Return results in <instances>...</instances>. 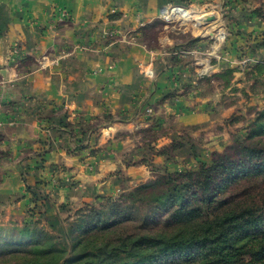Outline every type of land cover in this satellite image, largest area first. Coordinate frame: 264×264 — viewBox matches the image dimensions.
<instances>
[{"label":"crops","instance_id":"0c3cea01","mask_svg":"<svg viewBox=\"0 0 264 264\" xmlns=\"http://www.w3.org/2000/svg\"><path fill=\"white\" fill-rule=\"evenodd\" d=\"M169 3L246 15L243 0H0V219L21 221L33 210L59 232L64 212L152 180L151 163L175 165L162 151L173 134L148 145L138 136L167 120L179 128L209 118L206 96L173 84L196 75L209 44L173 45L193 48L184 60L169 53L173 28L159 18ZM58 9L70 18L58 22ZM62 52L58 64L40 68L43 56Z\"/></svg>","mask_w":264,"mask_h":264},{"label":"trees","instance_id":"16d2710c","mask_svg":"<svg viewBox=\"0 0 264 264\" xmlns=\"http://www.w3.org/2000/svg\"><path fill=\"white\" fill-rule=\"evenodd\" d=\"M250 70L263 77L264 61ZM120 190L58 218L59 232L39 212L0 225V264H264V107L194 168Z\"/></svg>","mask_w":264,"mask_h":264},{"label":"rangeland","instance_id":"374dc122","mask_svg":"<svg viewBox=\"0 0 264 264\" xmlns=\"http://www.w3.org/2000/svg\"><path fill=\"white\" fill-rule=\"evenodd\" d=\"M243 3L244 13H246V15H242L243 17L234 16L233 12L228 7V12L227 10H223L222 14L221 12H219L218 15L214 14V20L200 26L198 24L194 26L193 19L198 17V12L195 8L194 11L196 12L193 14L192 19L190 18L191 20L183 23L182 21L161 20L169 28H173V31L169 30L167 32L173 39L171 50H175L176 48V46L174 47L173 45L183 43V41H187V39L191 37H200L208 40L206 45L209 44V47L207 52H205L208 54L212 50L210 49L212 41L210 36H212L213 33L212 29L219 25V21L222 24H220V29H225L226 35L221 46L215 48V54L207 55L211 67H209L205 74L198 75L195 70L196 75L192 77L191 80L185 78V76H181L182 80H178V78L173 80L175 87L174 92L191 93L192 95H201L208 98L207 103L211 107L210 111H208L209 118L205 122H202V124L180 126L179 128L175 125L173 126L170 121L167 120L163 127L152 132H142L138 136L141 143L148 145L151 144L153 140L162 136L172 139L173 134L174 140L162 151L165 152L167 156L173 158L169 162L175 163V165L169 167L158 165L161 163H154L155 165L151 163L154 172L152 179L166 172H180L184 169H192L196 166L198 159H207L211 152L223 150L225 145L231 144L234 139H240L242 137L248 124L251 123L255 116V113L264 107V76L256 79L249 74L254 64H257L259 61H264V21L259 18H254L253 15V10L257 7H262L264 10V0H243ZM240 19L247 24H251L248 26L250 27V30L248 28L249 31L242 29L237 30V28H235L238 25L236 21ZM207 29H209L207 31L209 36L205 33ZM216 30H218V28L214 31ZM237 32L242 39L244 38L242 34L245 36L244 40L240 41L241 44H239L235 38L236 35H239ZM117 35H119V33ZM151 35H153V33H151ZM257 49H261L263 54L258 55ZM171 55L177 57L175 54ZM189 55L191 54L187 53L177 58H180L179 60H184L186 57H189ZM192 63L193 60H191L190 64ZM190 69L191 67L189 69L187 68L186 72H191L192 69ZM225 69H234L232 75L221 77L220 74ZM191 73L194 74L193 71ZM177 74L180 76L179 72H177ZM179 151L180 155H178ZM175 154L178 155L177 158ZM194 157L197 158L194 159ZM22 176L23 178L27 177V174L25 175L24 172H22ZM39 197L43 198L42 195H36V198ZM90 203L96 205L97 199ZM82 204L77 208H71L64 212L65 217H67L69 213L75 211V209L80 208ZM35 215V211L28 213L29 217H35ZM14 222L21 221H4L0 219V225H10ZM44 223L47 224L45 221L42 222L43 225ZM58 225L57 223V226Z\"/></svg>","mask_w":264,"mask_h":264},{"label":"built area","instance_id":"2783aa9c","mask_svg":"<svg viewBox=\"0 0 264 264\" xmlns=\"http://www.w3.org/2000/svg\"><path fill=\"white\" fill-rule=\"evenodd\" d=\"M195 9H197L198 12V18H200L201 16L205 15V14H209V13H214L216 15H218L219 12L222 11L219 9H216V7L212 6L210 3H202L200 6H198V8L196 7ZM196 11H194V7H192L191 5L188 4H183V3H169V4H165L161 7L160 9V13H159V18L161 20L164 21H188L191 20L193 17V14ZM70 15L69 13L64 10V9H58V13H57V21L58 22H62L66 19H69ZM191 18V19H190ZM221 18V17H220ZM196 19H193L194 21V26L197 25V23L195 22ZM219 21V20H218ZM219 25H217L214 29H212V36H210L211 38V44H210V49H212L208 54L206 53V55H210V54H215V48H218L221 46V43L224 41L225 39V35H226V30H221L220 28V21L218 23ZM222 25V24H221ZM200 26V25H199ZM224 27V26H223ZM197 28V27H196ZM216 28H218V30L214 31ZM207 36H209V33ZM111 36L110 33L106 32L103 34L104 38H107L108 36ZM113 35V34H112ZM206 37V35H205ZM124 40L125 36L122 37ZM130 41V39L128 40V42ZM170 54H175L177 56H184L185 54H192L193 50L192 49H188L186 48H176L175 50L172 49L169 52ZM68 55V53L66 52H62L54 57H47V56H43L40 60H39V66L40 68H46L49 65H55L58 64L60 59L65 58ZM203 60V61H198L196 59V61L194 62L195 65H197V74L198 75H203L205 74L209 67H211V64L209 65V59ZM203 64V65H202ZM96 71H98L99 69H95ZM144 74L148 77H153L154 76V72L153 69L150 66H147V68L144 70ZM149 110V109H148Z\"/></svg>","mask_w":264,"mask_h":264},{"label":"water","instance_id":"95a60500","mask_svg":"<svg viewBox=\"0 0 264 264\" xmlns=\"http://www.w3.org/2000/svg\"><path fill=\"white\" fill-rule=\"evenodd\" d=\"M214 19H215L214 13H209V14H205V15L201 16L200 18L196 19L195 22L198 25H202V24L208 23Z\"/></svg>","mask_w":264,"mask_h":264}]
</instances>
